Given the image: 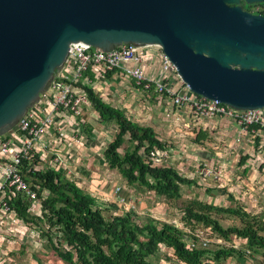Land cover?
<instances>
[{"label":"water","instance_id":"1","mask_svg":"<svg viewBox=\"0 0 264 264\" xmlns=\"http://www.w3.org/2000/svg\"><path fill=\"white\" fill-rule=\"evenodd\" d=\"M238 1L0 0V136L41 99L76 43L160 46L194 94L264 108V18L230 6Z\"/></svg>","mask_w":264,"mask_h":264},{"label":"trees","instance_id":"2","mask_svg":"<svg viewBox=\"0 0 264 264\" xmlns=\"http://www.w3.org/2000/svg\"><path fill=\"white\" fill-rule=\"evenodd\" d=\"M114 72H108L107 78ZM89 76L93 79L91 72ZM85 89L99 121L116 126L113 140L101 148L102 163L116 170L129 186L151 191L167 200L180 199L184 186L198 187L194 176H184L165 161L155 162L151 155L153 151L162 153L169 149L153 126L135 122L126 110L107 102L93 87L85 86ZM259 128L252 126L241 137L240 144L246 138L251 141L252 152L243 154L239 167L248 161L255 166L260 155L252 156L264 151V138L253 132ZM237 129L235 141L239 136L238 126ZM85 131L87 138L92 140V130L87 127ZM201 139L204 138L197 137V140ZM45 165L41 159L30 165L27 161L20 165L24 180L37 192L38 202L34 203L23 192L12 188H7L3 197L25 226L48 240L46 248L49 247L65 264H222L231 258L245 264L248 255L264 254V219L258 221L244 208L195 200L182 210L185 228L150 216L141 222L132 210L106 217L104 210L108 208L80 188L75 177L53 167L45 168ZM248 171L243 169L244 174ZM229 199L234 202L233 196ZM214 213L237 218L242 221V226L225 228ZM41 227L44 231L40 232ZM197 227L208 228L210 236L232 245L244 242L245 247L217 245L211 249L212 242L203 246L196 236L186 231ZM189 241L195 242V247L187 248ZM162 247L171 251L170 258L165 255L167 252L163 255Z\"/></svg>","mask_w":264,"mask_h":264},{"label":"built area","instance_id":"3","mask_svg":"<svg viewBox=\"0 0 264 264\" xmlns=\"http://www.w3.org/2000/svg\"><path fill=\"white\" fill-rule=\"evenodd\" d=\"M119 70L126 81L134 83L145 93H157L168 98L175 108H189L194 118L224 117L234 121L239 127L241 137L249 132L250 127L257 136L264 138V108L254 110H236L228 105L209 100L194 94L178 75L175 65L170 61L162 48L157 45L123 44L111 51H103L85 43L72 44L69 55L59 72L56 73L48 90L41 99L31 107L14 129L0 136V212L9 215L10 224L15 226L22 221L15 215L3 194L7 188L23 192L26 198L39 201L37 192L29 187L24 180L20 165L41 159L45 168L53 167L74 177L73 153L54 152V142L84 147L89 140L83 135L82 129L76 130V125L67 121L68 117L76 120L75 124L87 123L86 112L92 109L91 100L85 86H91L102 93V83L107 79V73ZM93 75V79L89 76ZM53 136V141L46 136ZM88 153L85 154V157ZM156 163L164 162L167 152L153 151L151 153ZM262 159L259 157L257 161ZM195 171L196 175L209 176L212 172L208 166ZM222 170L225 165L222 164ZM220 169V170H221ZM117 193L121 188L115 189ZM121 203L125 200L120 199ZM1 221V218H0ZM178 227L183 224L174 221ZM26 227V226H25ZM29 229L28 227H26ZM187 229V228H186ZM16 231V228H15ZM196 236L203 246L211 239L222 243L224 240L209 235L208 228L197 227L186 230ZM2 233V232H1ZM12 231L4 232L2 239L10 242ZM225 242V241H224ZM236 248L239 245H231ZM195 247V242L189 241L187 248ZM164 249V247H162ZM250 254L249 251H247Z\"/></svg>","mask_w":264,"mask_h":264},{"label":"rangeland","instance_id":"4","mask_svg":"<svg viewBox=\"0 0 264 264\" xmlns=\"http://www.w3.org/2000/svg\"><path fill=\"white\" fill-rule=\"evenodd\" d=\"M111 84V83H110ZM108 82L102 83V94L105 96L106 100L114 102L116 100L117 93V87L118 83H112L110 85ZM126 85V83L124 84ZM124 93L122 95L120 94V98L122 99L124 96ZM151 95V94H150ZM130 97V96H128ZM131 98V97H130ZM155 98L151 95L150 98L144 100L143 102H147L150 104V109L152 110L150 112L155 113L156 116L158 112H161V110L157 109L155 107L156 103H154ZM124 102H122L123 104ZM139 108H142L140 105ZM149 109V110H150ZM90 109L86 112V116L90 118L88 123V127L95 132V145L101 148L107 147L108 143L113 140L114 138V132L116 133L115 126L113 125H104L102 124L97 116L92 113ZM145 111L143 109H140L139 112H141V119L140 123L143 125H151L156 128L158 131V135L162 138V140L167 144L168 146V165H173L174 167H177L178 162L174 161L175 157V151L178 150V144L177 140L183 139L185 140V143L190 145L192 137H187V130H189V125L183 126V124L176 125L177 128H180V131H172V129H167V131H164L162 126L166 127L168 125L165 121H161L160 124H158L157 120L155 121V117H152L151 119H144ZM96 116V118H95ZM160 118L162 119V116L160 115ZM132 119V117H131ZM135 119V118H134ZM148 120H153L154 122H149ZM94 123L95 125H92ZM115 129V130H114ZM84 127H83V129ZM178 130V129H177ZM192 130V129H191ZM85 134V133H84ZM189 136V135H188ZM183 142V141H182ZM53 148V147H52ZM187 149V148H186ZM250 152H252L251 148L249 149ZM263 152L261 154H256L255 156H252V158H255L257 155H260L259 157L264 160ZM248 155V154H247ZM181 156V155H180ZM233 157V156H231ZM250 157V156H249ZM242 158V155H241ZM189 158L185 156L180 158L181 162L188 163ZM200 162V161H199ZM261 160L259 162L256 160L255 166L250 165L249 161L244 163L245 166L240 168V170L237 168V166H234V170L230 173L231 177L228 176L227 173L221 171L218 169V166L216 164L210 163V165L203 163L201 166H199L200 169L207 168L208 166L210 170L212 169V172L209 176H200V175H194V169L195 167L189 164H186V170H180V168H177L180 173H182L184 176H194L196 178L195 180L198 181V187L197 186H184L182 188V197L178 200H167L164 198V200H160L157 203V206H161L162 208L165 206H169V211H167V216L164 218L165 221H168L169 223H172L174 221H177L184 225L183 223V208L188 206V204L193 203L195 200L202 201L203 203H209L214 204L216 206H229L233 204L234 206H238L241 208H244L248 213H250L252 216H255L258 221L261 219H264V197H260L257 194L256 189L259 187H262V181L261 183L257 184V180L260 177H264V166L262 165ZM96 167L99 168L97 170V173L101 175L100 179H86V183L82 185L84 187L83 189L87 191V188L91 185H98L99 181L100 183H104L106 186V191H112L113 186H125V184L128 187V184L126 181L121 177V175L116 170H111L109 167L102 163V159L99 156L97 159V162H95ZM239 164V163H238ZM260 164V165H259ZM258 165V167H257ZM262 165V166H261ZM247 168L249 171L244 174L243 169ZM237 172V173H236ZM89 174V171H82V175ZM254 174H257V178H255ZM252 176L251 179H248L249 176ZM235 176H242L240 179H235ZM255 182L257 185L252 183ZM240 182H242L240 184ZM81 185V184H80ZM98 186H101L100 184ZM86 187V188H85ZM128 189V188H127ZM229 196H233L234 202L230 201ZM102 204V203H100ZM156 206V202H153ZM103 205V204H102ZM105 205H103L104 207ZM108 209H105V215L106 217H109L110 214V205H106ZM105 208V207H104ZM168 209V208H167ZM213 216L219 220L221 225L225 228L231 227V226H242V221L231 217L227 214H220L217 215L216 213L213 214ZM139 219L141 222H143L147 217L144 215V217L139 216ZM0 264H65L63 261L59 260L55 257L53 251L49 248H46V245H48V240L43 238L44 236L39 237V233L35 230L27 229L25 227V224L23 222L17 224L15 228L10 224L9 215H4L2 212H0ZM44 227V226H43ZM43 227L39 229V231H44ZM46 228V226L44 227ZM8 229L12 231L11 238L12 240L10 242L5 241L2 239L4 235V232H7ZM2 232V233H1ZM55 237V235H54ZM212 243H210L209 248L213 249L217 245H222L226 247H230L232 243L230 242H222L219 243L215 239H211ZM214 243V244H213ZM216 244V245H215ZM244 242H241L239 244V247H245ZM238 247V248H239ZM167 252L165 254L167 257H171V251H164ZM163 252V253H164ZM248 261L245 264H264V254L259 253L255 255H248ZM169 257V258H170ZM239 264L238 261L235 258H231L229 262H226L224 264Z\"/></svg>","mask_w":264,"mask_h":264},{"label":"crops","instance_id":"5","mask_svg":"<svg viewBox=\"0 0 264 264\" xmlns=\"http://www.w3.org/2000/svg\"><path fill=\"white\" fill-rule=\"evenodd\" d=\"M105 82L111 83H118L117 87V93L116 100L114 102L106 100L105 96L104 99L111 103L114 106H117L121 109L126 110V114L129 116V118L132 117V119L135 122L140 123L141 119V112H139L140 109L146 110L144 119H151L152 117L156 116V112L152 113L150 112L152 108L150 109V104L143 102V99L146 100L150 98L152 95L155 98L154 103H156L155 107L161 112L157 113V118H155V121L157 120L158 124L161 123V121H165L168 125L167 128L162 126L161 128L164 129V131H167V129H172V131H180V128H177L176 125L183 124V126L189 125V130H187V137H192L190 145L185 143V140L179 139L177 140L178 144V150L175 151V157L173 158L174 161L178 162V165L176 168H180V170H186V164L192 165L195 167L194 169V175L195 171L197 170L198 166H201L203 163L210 165L216 164L218 166V169H221L222 164L225 165V170H222L223 172L227 173L228 176L231 177L230 173L234 170V166H237V168L240 170L238 166V163L240 162L241 155H247L250 153V148L252 149L251 141L244 140L241 144L240 142H236L235 138L238 134V129L234 121L226 119V118H194L189 108H175L171 101L163 97L160 94L155 93H145L141 89H139L134 83L126 81L123 77V74L119 70H116L114 73H112L111 77H108ZM104 83V82H103ZM126 83V85H124ZM110 84V85H111ZM124 93V97L121 99L120 94L122 95ZM151 94V95H150ZM104 95V94H103ZM130 96V97H128ZM122 102H124L122 104ZM140 105L142 108H139ZM150 109V110H149ZM93 110V109H92ZM91 110V111H92ZM93 114L96 115L94 110L92 111ZM160 115L162 116V119L160 118ZM96 118V116H95ZM135 118V119H134ZM87 123L86 129L89 123L90 118L87 117ZM67 121L71 123L72 125H76L75 129L80 130L83 129V126L85 124H75L77 123L75 119L72 117H68ZM149 122H154L153 120H148ZM142 124V123H140ZM92 125H95L92 123ZM114 126V125H113ZM151 126V125H150ZM89 128V127H88ZM155 131L158 133L155 127H153ZM116 129V126H115ZM114 129V130H115ZM178 129V130H177ZM192 129V130H191ZM83 135L86 136V131L82 130ZM85 133V134H84ZM115 134V132H114ZM95 132H91V139L92 142L86 143L84 147L80 146H74L70 143L69 145H62V143L54 142L52 150L54 152H69L71 151L73 153V169H74V177L77 179L76 183L80 188L83 184L86 183V179L91 181L90 179H100L101 175L98 174L97 171L94 172V170H97L99 168L96 167L95 162H97L98 157L100 156V147L95 145ZM198 138H204L201 140H197ZM46 139L49 141H53V136H46ZM197 140V142H196ZM183 141V142H182ZM187 148V149H186ZM167 156L165 158L164 163H168L169 155L168 151ZM88 153V155L85 157V154ZM181 155V156H180ZM185 156L189 158L188 163H184L180 161V158ZM233 156V157H231ZM200 161V162H199ZM175 165V164H173ZM94 169V170H93ZM110 169V168H109ZM82 171H89L90 173L82 175ZM237 173V172H236ZM87 177L85 179V177ZM255 178H257V174L252 175ZM251 175L248 177V179H251ZM241 179L242 176H235V179ZM196 179V178H195ZM238 181V180H237ZM252 183L257 185L258 183H261L264 181V177H260L257 181V184L255 182ZM242 182H240L241 184ZM81 184V185H80ZM101 186H98V185ZM98 185H91L89 188H87L88 193H90L92 196L96 197L100 203L105 205L106 208L107 204L110 205V214L117 215V214H123L127 211H134L135 214L144 217L150 216L154 219H157L159 221L168 222L165 221L164 218L167 216V211H169V206L167 207H161L157 206V203L160 200H164V197L156 196L151 191H145L141 188L129 186L125 184V186H113L112 191L107 192L105 184L99 181ZM121 188V191L119 193L116 192V188ZM86 188V187H85ZM128 188V189H127ZM84 190V189H83ZM86 190V189H85ZM257 194L260 197H264V182H262V187H259L256 189ZM124 199L125 202L121 203L120 199ZM153 202H156L153 204ZM168 208V209H167ZM173 223V222H172ZM169 251L166 248H162V252ZM166 252L163 253V255ZM226 263V262H224ZM222 263V264H224ZM232 264V263H231ZM236 264V263H235Z\"/></svg>","mask_w":264,"mask_h":264},{"label":"flooded vegetation","instance_id":"6","mask_svg":"<svg viewBox=\"0 0 264 264\" xmlns=\"http://www.w3.org/2000/svg\"><path fill=\"white\" fill-rule=\"evenodd\" d=\"M231 7L239 6L243 12L264 18V0L260 2L249 3L247 0H239L236 4H230Z\"/></svg>","mask_w":264,"mask_h":264}]
</instances>
